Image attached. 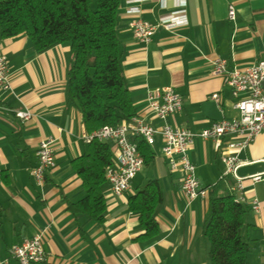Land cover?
I'll return each instance as SVG.
<instances>
[{"label":"crops","instance_id":"obj_1","mask_svg":"<svg viewBox=\"0 0 264 264\" xmlns=\"http://www.w3.org/2000/svg\"><path fill=\"white\" fill-rule=\"evenodd\" d=\"M181 1L120 0L116 33L122 76L135 116L153 126L162 121L147 108V90L171 86L180 94L181 109L166 122L194 134L187 155L199 185L208 189L219 183L234 198H242L247 209L242 229L249 246L247 264H264V127L238 154L244 162L236 170L242 178L241 191L231 190L233 177H220L229 136L217 147L213 139L199 135L214 122L239 115L233 104L248 91L234 97L225 75L212 73V62L221 57L228 69L242 70L263 57L264 0H184L185 24L171 30L158 26L147 43L134 37L132 20L139 17L157 25L178 11ZM228 5L235 9L233 20L227 17ZM131 8L138 12H130ZM0 42L11 87L0 90V264H18L12 248L40 231L45 258L32 264H210L209 243L202 234L207 201L199 197L186 203L180 191L183 172L170 168L159 136L150 146L152 158L142 164L121 196L114 195L105 181L102 221L68 210L70 202L85 195L72 161L88 149L80 136L85 129L80 110L66 94L69 43L37 51L26 36ZM213 93L219 94V103L211 99ZM22 109L31 112L25 121L14 115ZM44 137L54 139V166L38 186L31 170ZM114 151L112 142L113 162ZM256 173H262V179L252 181ZM155 178L162 193L154 214L158 233L146 236L127 201ZM253 201L259 203L257 212Z\"/></svg>","mask_w":264,"mask_h":264},{"label":"trees","instance_id":"obj_2","mask_svg":"<svg viewBox=\"0 0 264 264\" xmlns=\"http://www.w3.org/2000/svg\"><path fill=\"white\" fill-rule=\"evenodd\" d=\"M120 0H0V38L26 36L37 51L69 43L66 94L81 113L87 132L117 126L135 116L120 69L116 33ZM143 163L152 158L150 146L134 139ZM113 163L112 142L92 140L87 152L72 161L85 195L68 210L98 222L104 219L106 168ZM202 234L209 243L210 264H247L249 246L242 237L246 207L219 183L206 188ZM162 201L159 181L148 180L127 201L138 214L146 236L158 233L155 210Z\"/></svg>","mask_w":264,"mask_h":264},{"label":"built area","instance_id":"obj_3","mask_svg":"<svg viewBox=\"0 0 264 264\" xmlns=\"http://www.w3.org/2000/svg\"><path fill=\"white\" fill-rule=\"evenodd\" d=\"M184 0L180 2L178 11L172 12L168 17L161 19L157 25L151 24L141 18H135L131 22L134 37L142 43H147L156 27L162 26L171 30L185 24L183 10ZM130 12H138L137 8H131ZM227 17L233 20L235 9L228 5ZM212 73L225 75L226 83L231 87L232 95L236 97L239 92L248 91V95L238 98L233 108L238 111V117L230 120L221 119L214 122L211 127L201 131L202 138H211L219 147L225 136L226 150L221 155L224 171L221 178L231 176L235 185L231 190L241 191L242 178L236 175L237 168L244 162L238 158V154L244 150L264 127V50L263 57L242 70L237 68L228 69L227 61L216 57L213 62ZM0 90L10 91V75L7 71L5 55L0 42ZM211 99L219 103L220 96L213 93ZM147 108L157 119L162 121L159 126L146 123L140 116H133L117 126H102L101 128L87 132L82 130L80 136L83 142L90 143L92 140H110L113 142L114 162L105 171V180L109 183L111 191L116 196H121L130 186V182L140 170L143 160L137 150V146L130 135H139L145 142L152 146L155 137L159 136L162 145L161 152L170 159L171 169H180L183 172L180 191L190 203L196 198H205L206 189L199 185L196 177L195 165L189 160L187 151L192 144L194 134L187 128L173 127L166 122L171 114L181 109L182 99L179 93L171 86L156 87L147 90ZM14 115L21 121L31 117L28 109L15 110ZM54 139L44 137L39 140L37 147V164L32 168L31 174L38 186H42L45 175L54 166L53 154ZM176 158V159H175ZM252 181L262 179V173H256L250 177ZM242 198H235L241 202ZM251 207L254 211L259 210V203L253 201ZM43 232H37L32 238L24 241L11 250V256L18 264H32L42 262L45 253L42 247Z\"/></svg>","mask_w":264,"mask_h":264}]
</instances>
